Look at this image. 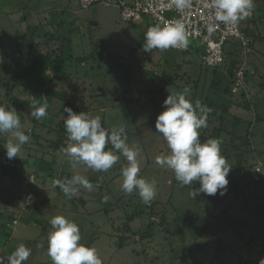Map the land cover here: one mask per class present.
I'll list each match as a JSON object with an SVG mask.
<instances>
[{
	"label": "rangeland",
	"instance_id": "rangeland-1",
	"mask_svg": "<svg viewBox=\"0 0 264 264\" xmlns=\"http://www.w3.org/2000/svg\"><path fill=\"white\" fill-rule=\"evenodd\" d=\"M7 1L0 0V106L17 111L21 126L31 130V135L27 131L30 142L38 143L35 144L37 156L48 163L34 166L35 170L45 171L44 175H39L40 178L44 177L43 184L46 182L48 185L44 190L55 194L54 203L47 200V220L55 215H63L76 222L81 231L80 243L95 247L103 264H259L260 259L264 258V244L261 242L264 237H260L264 233V85H261L264 84V77L261 82L260 75L252 80L254 70L256 75L260 74L258 65H255L257 60L251 59L254 50L250 52L249 66L245 62L247 54L242 46H238L240 40L231 39L226 64L217 72L202 69L198 56L186 55L190 53H181L172 48L144 53V56H148L144 62L145 57L137 54L138 41L131 25L122 21L125 29L119 33L121 27L116 19L119 18L117 10L98 6V12L105 13L104 21L93 28L88 20L89 10L78 11L81 9L79 2L65 0L61 3L66 8L69 7L73 13L77 11V14L67 17L68 27L71 23L82 28L85 25L94 34L91 38V35L83 37L80 36L81 32H73L75 54L89 59L86 66L81 63L82 60H78L73 69L77 68L76 72L84 69L90 74L89 78H85L80 85L52 82L46 70L36 66L33 73L24 74L22 79H18L16 74L30 67L34 58L32 53L37 50V53H54L56 56L59 52L55 51L64 43L58 36L56 44H51L48 50L49 47L35 42L36 34L41 33L40 29H45L39 26L45 22L41 23V18L51 21L49 14L41 13L42 3L51 5L47 10L60 16L56 17L58 22H65L62 12H66V9L63 10L62 5H54V0H12L29 4L24 13H19L21 5L15 4L13 9L17 8L16 14L15 11L8 12L3 5ZM55 9L57 12H54ZM251 20L247 19L246 23ZM26 23L29 29L23 42V26ZM148 23L150 27L163 26L151 21ZM60 24L57 25L61 27ZM134 40L137 41L134 42L137 51L134 50L136 52L130 57L127 52L131 51ZM20 44L24 46L20 47ZM26 51L31 54L20 58V54ZM111 54L118 56L120 61L132 58V62L130 60L131 65L126 62L120 66L122 74L118 72L121 76L116 77L114 72L112 77L107 78L102 76L104 70L98 65L108 60ZM158 56L171 61L165 64ZM180 61L191 63L192 71H182L180 68L183 64L176 67L175 64ZM89 65L92 68L87 67ZM241 68L245 70V76L241 78V85L237 86L236 75ZM38 70L46 74L44 80L35 82ZM168 78H172L174 83L168 82ZM185 87L191 89L190 99L193 103L199 99L212 109L208 114V126L199 130L200 140H222L221 154L230 167L224 195L219 192L215 196L201 193L193 199L189 193L199 188V181H194L191 186H181L171 169L155 162L157 156H166L170 152L166 140L155 132L157 116L165 108L164 99ZM66 88H69V92ZM41 94L42 99L36 97ZM44 100L49 105L48 114L34 122L35 118L30 115L34 103L37 101L38 107ZM65 106L76 113L100 116L105 128L125 126L126 142L138 151V177L155 181L157 194L150 205H145L135 191L128 195L119 190L123 179L120 169L128 163L122 155L107 172H95L83 164L75 169L70 166L61 152V148L69 143L64 127L67 116L63 111ZM38 137L42 140H37ZM106 150H111L110 144L106 145ZM4 166L9 167L10 163L5 165L0 159V170ZM259 166L263 168L261 172L257 171ZM74 174L85 175L94 187L91 190L79 188L74 196L68 198L59 187H53L52 182L70 179ZM26 184L23 186L25 201L29 195L31 198L34 197L32 194L42 195L41 191L36 190L35 183L31 186ZM104 197L108 198L106 202ZM48 221L30 225L28 229L18 227L17 232L21 231L23 235L15 238L14 233L8 235L6 230L1 233L0 241H6L5 249L8 251L11 248L13 251L21 243L29 247L31 255L25 264H51L47 255ZM232 228L239 233L235 234ZM4 251V245L0 243V255Z\"/></svg>",
	"mask_w": 264,
	"mask_h": 264
},
{
	"label": "clouds",
	"instance_id": "clouds-1",
	"mask_svg": "<svg viewBox=\"0 0 264 264\" xmlns=\"http://www.w3.org/2000/svg\"><path fill=\"white\" fill-rule=\"evenodd\" d=\"M210 3L215 21L226 25L247 19L255 8V0H210ZM172 4L182 13L191 5V0H172ZM187 45L183 25L173 22L149 27L144 34L143 51L152 53L154 49L186 48ZM190 97L191 89L185 87L164 99L165 108L157 116L155 132L163 136L170 152L166 156H157L155 162L171 169L181 186H191L194 181H199V188L189 193L193 199L201 193L206 196H215L218 192L224 195L229 183L227 176L230 167L221 154L222 140H200L199 130L208 126V114L212 109L199 99L193 103ZM33 107L30 115L36 120L47 116V100ZM63 111L67 113L64 127L69 143L61 148V152L70 166L75 169L77 165L83 164L92 171L107 172L122 155L128 163L120 169L123 179L119 190L128 195L135 191L145 205H150L157 194L155 181L138 177V151L126 142L125 126L108 129L102 126L98 115L93 117L87 112L76 113L67 106ZM3 133H11L13 137L5 146L7 158L11 160L20 157L21 147L30 142V136L22 130L21 120L14 108L9 110L0 106V134ZM109 144L111 150H106ZM52 185L59 187L68 198L74 196L79 188L91 190L94 187L81 174H74L64 181L56 179ZM28 199L31 201L30 195ZM107 199L104 197L105 202ZM49 223L51 230L47 233V255L51 264H103L95 247L80 243L81 231L76 222L63 215H55ZM30 255L31 249L21 243L6 256L0 255V264H25ZM259 264H264V258L260 259Z\"/></svg>",
	"mask_w": 264,
	"mask_h": 264
},
{
	"label": "crops",
	"instance_id": "crops-1",
	"mask_svg": "<svg viewBox=\"0 0 264 264\" xmlns=\"http://www.w3.org/2000/svg\"><path fill=\"white\" fill-rule=\"evenodd\" d=\"M63 1H65V0H54L52 3L54 5H57V4L62 5V7H63L62 9L63 10L66 9V12H62V13H64L63 17H65V19H64L65 22H62V21L58 22L56 17H60V16L56 15L57 13L56 14L53 12L51 13V11L47 10V9H49V7H51V5H48V4L45 5L42 3V5H44V6L41 5L42 8L40 9V11H41V13L49 14L51 21H50V19L47 20L46 18H43V17L41 18L40 22L41 23L43 21H45V22H43L39 26L43 27L45 29L44 30L40 29L41 33L39 32L36 34L37 39L35 40V42L37 43V45H44L46 47H49L48 48V50H49V49H51V44L52 45L56 44L57 37L60 36L59 38L64 43L62 46H59V48L55 51V52H59V54L54 56L55 54L52 53V58H57V57L61 58V54H62L61 50L64 47H67V48L71 47L72 48L73 57H72V59H69L66 62L67 72L64 74H60L58 77H54V75L51 74L49 70H47V66L50 62L49 58H47V59L45 58V60L43 59V61H41V66L38 65L39 66L38 69L39 68L43 69V70L45 69L47 72V77H49L52 82H54V81L55 82H63L64 84H69V85L70 84L72 85L73 83H78V85H80L85 80V78H89L90 74L88 72H85L84 69H82L79 72H76L77 68L76 69H73V68L75 66V62H77L78 60H82L81 63L86 66L87 65L86 62H87L88 58H84V56H82V54L81 55L75 54V51H74V42H75L74 37H75V35H73V32L77 33L79 31V32H81V35L79 34L80 36L86 37L87 35H91L90 36L91 38H92V35H94V34L92 32V29L91 28L86 29V27H84L85 25L82 28V27L77 26V25L76 26L72 25V23H71V25H69V27H68V24L66 21L67 17L70 14H75V13L77 14V11L73 13L72 12L73 10H71L69 7L66 8L64 3L63 4L61 3ZM75 1H76V3L79 2L78 5H80V7H81V0H75ZM129 1H133V0H129ZM33 2H35V0H33ZM68 2H74V0L73 1L70 0ZM15 4H17V6L21 5V7L19 8V10H20L19 13L20 12L24 13L25 10H27L26 6L27 5L29 6V4H27L26 2L22 3V1L20 3H16L12 0H8L6 3H3V5L7 8L8 12L15 11V13H16L17 8L13 9L15 7ZM98 6H103L106 9L112 8V9H115L119 12V18H116L118 20V25L121 27V29L119 30V33H121L125 29V27H122V25H123L122 21L125 23H129L131 25L130 27H132V30L134 32H136V40L138 42L136 40L133 41V45L131 46V51H128L127 54L131 57V55L138 50L137 54L140 55V57H145L144 58V62H145V60L148 58V56L147 55L144 56V53H146V52L143 51L144 34L147 31V29L150 27L148 21L152 22V20L146 19L143 22H126L125 20L122 19L120 8L117 7L116 5H108L105 3H95L88 8H82L81 7V9L78 10V11L89 10L90 16L88 17V20L90 22L91 27H93V28H94V26H100L102 24V21H104L105 13L101 14L100 12H98ZM54 8H55V6H54ZM255 9H256V12H255ZM255 9H254V12H255L254 18H252L250 23H246L245 28H244L245 35H247L248 37L251 38L250 46H249L250 51L246 55L247 59L245 60V62L250 66V62L248 61V60H250L249 58L252 55V54H250V52L252 50H254L253 52H255V53H253L251 59L257 60V62H255L256 63L255 65L256 66L258 65V68L260 70V74L256 75L257 72H256V70H254V73H252V75H253L252 80L258 79L259 75H260L259 79L261 82L263 79L262 77H264V0H257V4L255 5ZM54 12H57V9H55ZM26 13H28V12H26ZM16 14H18V13H16ZM25 17L23 19L24 22L26 20ZM58 23H61L60 24L61 27H59L57 25ZM49 28L51 30H49ZM28 29H29V26L26 23V25L23 26V30H24V34L22 35V39H23L22 41L23 42H25L27 39L26 34L28 32ZM68 29H71V30H68ZM45 32H47V36L45 35ZM34 36L35 35L33 34L32 37L34 38ZM43 37L45 38V40ZM42 40H44V41H42ZM80 41L84 42L83 39H81ZM134 42L138 43L136 45V48L139 47L137 50L134 49ZM237 43H238V46H242L241 43H239V42H237ZM251 44H252L253 48L251 47ZM22 46H24V45L20 44V47H22ZM91 46H92V43H91ZM52 50H54V49H52ZM134 50H136V51H134ZM36 52H37V50H36ZM43 54L46 55V53H43ZM111 55L108 56V60H104L105 64L103 61V62L99 63L100 65H98L102 70H104V75H102V76L107 77V78L112 77L114 75V72H115V75H117L116 77L121 76L122 72H121L120 66H122L126 62H129L130 60L132 62V58L127 59L126 61H123V60L120 61L119 60L120 58L118 56L115 57L114 55H112V56ZM185 57H187V56H185ZM158 59L160 61H164L165 64H169V61H171L169 59H165L163 56H161V57L158 56ZM118 62H119V64H118ZM131 62H129L128 65H131L130 64ZM42 64H44V65L42 66ZM181 64H183L182 67L180 68V69H182V71H186L188 69L191 70L190 67L192 64L187 63L186 61H185V63H184V61H180V63L177 62L175 64V66L180 67ZM91 65H95V64H91ZM91 65H89L87 67L92 68ZM143 66H145V69L148 68V66L145 63ZM201 68L206 70L205 67H203L202 65H201ZM222 69H220V70H222ZM118 71H120L121 74ZM46 72L44 73V75L46 74ZM125 72H126V70H125ZM74 74L76 76H74ZM143 75H145V72H143ZM20 79H22V78L20 77ZM37 79H38V76H37ZM35 82H39V81L36 80ZM261 85H264V84H261ZM65 90H67L69 92V88H66ZM54 91L55 90H52V92H54ZM36 97H39L40 99H42L43 95L42 94L36 95ZM39 100H37V101L39 102ZM37 101L34 103L35 106H37L39 104V103H37ZM17 110H21V108L18 107ZM247 121L251 122V120H249V119ZM34 122H37V120L34 119ZM34 125L36 126L37 123H34ZM22 130L25 132V134H27V131H29V133L31 135V130L28 129L27 127H25L24 125H22ZM11 138L12 137L10 136V133H8V134L4 133L3 136H2V134H0V159L3 160L5 165L10 163L9 167L4 166V169L0 170V236H1L2 232H7L6 230H8L9 234L8 233L7 234L10 235V234L14 233V238H15V236L18 237V236L23 235V234H21V231L17 232L18 227L19 228L26 227L28 229L30 225H35V224H39L43 221L44 222L48 221L47 217L45 215V212H47V208L49 206L47 203V200H49L51 203H54L53 199H55V194L52 193L51 191L44 190L45 186H48V185L45 184L46 182L43 184L44 177L42 176L40 178L39 175L43 174V172H45V171L41 172L42 171L41 169H39V170L34 169V166H36V165L43 164V163L48 164L47 161H45L43 157L37 156L38 151L35 150V148H37L35 144H38V143L37 142L35 144L33 142L32 143L31 142L26 143L25 145H23L21 147V150L19 152L20 157L17 156L14 159L9 160L7 158V155H6L5 146H6L7 142L9 140H11ZM37 140L41 141L42 138L39 139V137H38ZM13 142H15V141H13ZM32 152H34V153H32ZM32 176H34L35 178L33 179ZM26 181H27V184L25 183ZM33 183H35L34 186L37 187V188L34 187V189L36 188L37 191H41L42 197L40 195L32 194V196H34V197L31 199V201H29L28 198L25 201L24 197L26 195H25V190H24L23 186H24V184L31 186V185H33ZM37 194H38V192H37ZM55 206L57 207V204ZM46 224L50 228V229L46 230V232L48 233L51 230V225H50L49 221L46 222ZM232 230H234V228H232ZM47 233H46V235H47ZM238 233H239L238 231H235V234H238ZM260 237L263 238L264 233L260 234ZM263 239L261 240V242L264 244ZM7 241H9V242H7V245H9L10 244V238L9 237L7 238ZM0 243L4 245V250H5L4 252L6 254H8L9 251H12L13 248H11V249L9 248L10 249L9 251H8V249L7 250L5 249L6 241L3 242L1 240ZM5 253L3 255H5Z\"/></svg>",
	"mask_w": 264,
	"mask_h": 264
},
{
	"label": "built area",
	"instance_id": "built-area-1",
	"mask_svg": "<svg viewBox=\"0 0 264 264\" xmlns=\"http://www.w3.org/2000/svg\"><path fill=\"white\" fill-rule=\"evenodd\" d=\"M95 3L116 5L120 8L121 17L126 22H143L152 20L154 24L168 25L179 22L183 25L188 39L187 47L172 48L180 52L190 51L194 48L200 50L201 62L210 69H222L227 60V47L231 39H238L242 44L245 54L250 51V39L245 35L243 26L247 19L255 16L252 14L245 20L236 24L226 25L215 21L214 10L210 0H191V5L182 13L177 11L172 0H81V7L88 8ZM210 27L212 30H209ZM237 86L241 85V78L245 70L237 72ZM258 172L263 169L257 168ZM34 179L35 177L32 176Z\"/></svg>",
	"mask_w": 264,
	"mask_h": 264
},
{
	"label": "trees",
	"instance_id": "trees-1",
	"mask_svg": "<svg viewBox=\"0 0 264 264\" xmlns=\"http://www.w3.org/2000/svg\"><path fill=\"white\" fill-rule=\"evenodd\" d=\"M61 52H62L61 58L60 57L52 58V55H50V54L44 55L42 53H37V52L32 53V54H34V58H33V61L31 63V65H30V67L27 70H25L23 72H19L18 74H16V77L19 79L21 76L23 77L24 74L33 73L34 68L36 66H38V65L41 66V61H43V59L45 60V58L46 59L47 58L50 59V62L48 64V66H47V70H49L50 73L54 75V77H58L60 74L66 73L67 72V64H66V62H67V60L72 59V57H73V51H72V48L71 47H69V48L64 47V48H62ZM27 53H28V55L31 54V52H28V51H26V53L25 52H22L20 54V56H21L20 58H22L23 56H25ZM181 53H190V54H186V55H191V56H194V57L195 56H198L199 59H200V61H201V57H200V53L201 52H200V50H198L196 48H194V49H192L190 51L181 52ZM187 57H189V56H187ZM202 66H203V64H202ZM205 69L208 72H217V71H220V69H210V68H207V67H205ZM37 76H38V79H36V80H38V81L44 80V78H43L44 72H41V71L38 70V75ZM16 77H14L13 79H16ZM167 80H168V82L174 83L172 78H168ZM249 124H252V121ZM62 132H63V130H62Z\"/></svg>",
	"mask_w": 264,
	"mask_h": 264
}]
</instances>
